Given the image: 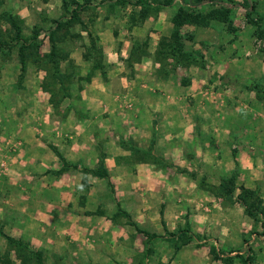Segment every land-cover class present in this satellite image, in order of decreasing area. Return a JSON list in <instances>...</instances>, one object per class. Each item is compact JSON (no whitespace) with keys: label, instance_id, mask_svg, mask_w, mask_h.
I'll return each mask as SVG.
<instances>
[{"label":"rangeland","instance_id":"obj_1","mask_svg":"<svg viewBox=\"0 0 264 264\" xmlns=\"http://www.w3.org/2000/svg\"><path fill=\"white\" fill-rule=\"evenodd\" d=\"M100 1L93 0V4H98ZM216 1L234 6L231 23L216 20L210 22L205 28L185 26L181 30L185 50L194 52L196 57H199L201 53L204 55V69L195 64L174 68L170 60L167 61L168 65H164L165 68L161 69L162 66L154 60L155 52L171 42L170 20L176 10L182 6L181 0H173L171 6L162 8L157 14L150 15L148 19L133 27H129L127 22L131 12L130 6H117L110 9L106 6L107 4H103L98 5L97 8L91 7L81 15L87 26L86 30L82 31L78 25L70 27V33L80 34V38L74 40L67 38L57 44L59 48L69 52V58L61 65V70H65L66 64L68 65L70 61L74 65L75 77L70 86L71 99L62 100L55 109L48 104L49 95L41 88V83L45 79L43 70L38 69L35 63L29 60L21 76L17 47L11 51L9 58L0 57V101L4 100L7 104L4 108L0 104V126L10 125L18 113V117L22 118L23 122L16 129H23L21 124L25 123L28 111L32 109V105L27 106L26 101L31 99L36 91L39 98L35 105L38 106L36 111L42 117L47 115L46 130L47 133H51L50 139L53 138L56 128L69 119H71L70 130L78 132L85 130L84 133L89 135L90 133L87 132L97 125V121L102 123L103 120L95 119V123L88 125L87 122H83L86 119L90 120L85 112H89L91 116L95 114V110L98 114L104 111L111 112L113 121H109L108 128L114 130L113 141L118 144L117 146L122 141L130 140L135 146L145 151H151L153 148V154L162 160L160 165L157 162L153 163L156 169L163 171L166 177H170L166 178L169 186L171 183L174 184L171 179L175 175L192 177L197 181L193 182L192 188L195 189L193 193L206 194L212 199L211 202L197 197V206L186 211L177 208L174 200L162 197L160 201H146L143 198L138 201L130 196L127 203L129 205L126 207L128 209L121 207L114 200H105L108 196L103 199L105 201L94 202L93 206L101 208L103 215L95 214L96 216L93 217H103L106 226L114 225L122 229L128 227L132 230L130 236L126 234L130 239L134 237L127 249L134 258L129 263L130 260L125 259L127 254L125 255V251L120 249L124 245L118 246L119 243H117L114 249L117 252L115 258L111 255L108 238L104 242L103 237H97L95 234H91L95 237H88L86 234L75 235L67 231L68 233L66 232L60 241L62 247L54 246L55 250L47 253L33 248L23 239L8 236V229L3 230L7 199L9 198L14 205L17 202L14 198L21 200V197L29 195L19 188L1 185L0 227L6 237L26 243L28 249L40 252L44 264H116L117 261L118 264L127 262L128 264H241L236 254L248 248L252 258L251 264H264V218L261 215L257 217V220L248 217L244 207L235 200L240 187L246 188L257 194L264 211V98L259 99L255 91H248V88L253 86L254 80L264 85V36L258 37L255 34L257 26L248 22L250 19L261 18L258 24L260 29L264 30V0H249L255 8L248 16L246 15L248 9L240 6L242 0ZM215 7L209 1H204L199 9L206 12ZM2 12H9L23 21L25 36L29 37L34 27L41 28L39 36L41 42L37 49H34L39 59H44L50 52V42L44 31L51 26L52 20L66 15L63 0L47 2L0 0V15ZM0 30L5 33V27L0 26ZM88 33L95 38V47L98 49L96 52L104 57L102 61L106 68L104 77L91 69L94 58L97 59L98 54L92 53L88 61L82 58V53L89 52L88 49H90L91 37L89 38ZM137 46L140 48L137 49ZM132 52H144V56L138 59L136 55L131 56ZM87 73H93L89 82L85 80ZM161 81L168 82L170 91L160 86ZM92 82L95 85L97 82L95 89L98 93L96 94L91 93L95 90L90 85ZM78 87L81 90H77ZM195 90L200 93L197 94ZM161 99L179 104V108L176 107L175 110L168 105H161L164 109L160 111L162 113L164 110L170 115L176 113L177 118L158 119L160 117L157 113L158 108L154 106L156 101ZM67 108L70 109L67 110ZM205 111L210 112L213 118L208 122L213 124V142L220 134L217 143L221 144L219 155L223 158L220 161L222 163L231 161L234 166V168L224 167L223 169L213 166L210 172L221 174V177H215V174L210 173L208 179L205 176L196 177L194 171H189L190 165H188L192 158L188 155L191 150L188 142V127L192 124V118L196 120L199 114ZM139 112L145 115V118H140V120L144 118L142 122L135 118ZM107 113H102V116ZM151 114L154 122L148 124ZM43 121H46L45 118ZM202 123L204 121H201ZM100 126L96 127L97 131L101 130L103 123ZM7 128L9 129V126ZM227 129L240 132L241 136L239 138L232 135L221 137ZM69 132L68 130L69 135L66 138L73 135ZM93 134L90 142L101 149L104 143L101 141L99 146L98 134ZM240 139L241 141H238ZM21 141L19 137L15 139L7 137L0 142V178L4 175L9 176L12 168L10 157L14 151L18 150L15 147ZM53 144L50 140L49 146H55ZM62 165L65 171L69 170V167L72 168L68 164L66 165L69 167L63 163ZM97 166L98 163L90 170L96 169ZM61 170L53 171V174L61 175L65 172L60 173ZM80 174L84 176H82L84 180L83 171ZM211 176L216 179H211ZM231 176L235 177L232 201L219 194V190L215 193L221 181ZM83 180L78 186L80 192L84 190ZM175 181H178V178ZM107 185L111 189L110 192L114 193L113 186L109 183ZM137 189L136 191L139 192V188ZM63 202L71 204L70 200L69 203L68 200ZM112 207L115 213L108 217L107 214ZM227 208V212L224 211ZM75 218L70 217L68 225L74 224ZM19 219L24 220L23 217ZM6 225L11 224L6 223ZM66 228H69L67 224ZM101 228L103 229L104 226L102 225ZM183 231L187 237H191V240L185 246L176 249L180 241L171 234L179 235ZM0 238L4 241L0 244V264H19L20 261L15 251L9 248L7 239L3 236ZM136 238L152 243L150 245L153 248L152 258L147 260L139 258L140 250L135 244ZM212 249L218 254V259L210 253ZM136 256L137 259H135ZM226 257L232 260L223 261Z\"/></svg>","mask_w":264,"mask_h":264},{"label":"crops","instance_id":"obj_2","mask_svg":"<svg viewBox=\"0 0 264 264\" xmlns=\"http://www.w3.org/2000/svg\"><path fill=\"white\" fill-rule=\"evenodd\" d=\"M194 69L192 71H194ZM161 82L160 86L164 88V90L170 91L171 87H168V82ZM90 85L95 89L97 82L96 85L94 82ZM92 92H95V94L98 93L96 89L92 90L91 93ZM195 92H197V94L200 93L196 90ZM38 100L39 98L36 91L32 94L31 99L26 101L27 106L32 105V109L30 108L28 111V118L25 123L21 124L23 125V129H16V127L23 122V119L18 117V113L12 119L13 121H11L10 125L0 126V142L7 139V137H12L14 139L19 137L22 140L18 144L19 146L17 145L15 147V149L18 150L14 151V154L10 157V165L12 167L10 169V174L9 176L4 175L0 178V186L16 187L25 194L27 192L29 195L27 197H21V200L13 197L14 200L17 201L14 205L9 198L7 199V213L5 214V227L3 230L8 229V236L23 239L29 242L33 248L47 253L48 251L53 252V250H55L53 248L54 246L58 248L62 247L60 241L67 231L75 235L86 234L88 237L93 236L91 234H95L97 237H103V240L102 238L99 239L104 242H106L108 238L107 242L111 245V255L115 258L117 252L114 251V249H116L117 243H119L118 246H120V244L124 245V247H120V249L125 251V255L127 254L125 259L130 260V263L134 258L131 257L132 254L127 249L130 247V243L134 238H129L132 234V230L128 227H123L124 229H122L114 225L106 226L103 220L104 218L101 217L103 211L100 210L101 208L93 206L94 202H100L108 196L105 200H114L115 203H118L121 207L128 209L126 207L129 205L127 203L130 200V196L138 199V201H140V199L142 200V198L146 201H160L162 197L163 199L174 200L175 205L177 208H180L181 211H186L187 209L192 210L193 207H196L197 197L203 201L211 202L212 199L210 196L206 194L203 195V193L201 195H195L193 193L195 190L192 188L193 182H197L194 178L185 175H175L171 179L174 181V184L171 183L169 186V182L166 178L169 179L170 177H166L163 171L156 169L154 163L134 160V156L132 157L129 150L117 146L118 144L113 141L115 139L114 130L108 128L110 126L109 121H113L111 112H99L100 110H98V112L101 113L98 114L95 110V116H91L87 111L85 112L90 120L86 119L87 121L84 120L83 122H87L88 125L95 123V119L103 120L102 123L104 126L100 131H97V126L99 125V127H101V121H97V125H94V128L87 132L90 133L89 135L84 133L85 130L79 132L70 130L71 124L69 122L71 119H69V121L66 120L65 123L56 128L55 134L53 135L52 133L53 138L50 139L49 135L51 133H47L46 130L47 115L42 117L41 114L36 111L38 106L35 105H37ZM155 100H157V98H155ZM0 104L3 108L7 105L4 100H1ZM161 105H168L172 107L173 110H175L176 107L179 108V104L176 102H167L164 99L156 101L154 108H158L157 113L159 114L158 116H160L158 119L174 120L178 117L176 113L170 115L169 112H164V110L163 116V112L161 113L160 111L164 108H162ZM102 113H107L104 115L105 119H103L104 116H102ZM144 116V114L139 112L135 115V118L140 120V118ZM151 116L152 114L149 116L148 124H151L152 121L154 122L153 116ZM44 118L46 121H43ZM144 118L140 121L142 122ZM210 119H213L210 112H202L196 120L192 118V124L188 127V142L191 147L188 155L189 158L192 157L188 163V165H190L189 171H194L198 178L205 176L208 179L211 174L214 175L215 173L210 172L213 166L219 167L220 169L224 167L234 168L231 161L226 163L220 161L223 158L219 155L221 144H217L220 134L218 135V139L213 142V124L208 123ZM201 121H204V123L201 124ZM7 126H9V129ZM146 127L147 125L144 126V129ZM104 128H107V130ZM68 130L73 135L75 134V136L70 135L69 138H66L69 135L67 133ZM95 133L98 134V141H100L99 146L101 141L104 143L101 149L98 145H95V143L90 142L92 134L95 135ZM226 135L237 136V138H239L241 133L227 129L226 132H223L221 137ZM241 139L238 141H241ZM50 140L53 141V145L55 146H49ZM60 157L64 159L66 164L72 166V168L65 164L70 168L69 170L61 175H58V173L53 174V171L57 172V170L62 169L63 165L60 161ZM100 157L103 159V166L108 172V177L103 178V180L88 174L85 175V179L83 180L84 176L80 174L81 171L84 169L90 170L96 166ZM227 160H229V158ZM239 164L241 163L239 162ZM215 175V177H221V174ZM174 178H178V181H175ZM211 179L216 178L213 176ZM81 180L85 183V185H82L84 186L82 192H80L78 188V186L82 184ZM108 183L113 186L114 193L110 192L111 189L107 185ZM137 188H139V192L136 191L138 190ZM171 189H173V191H171ZM66 200H68V203L70 200L71 204L63 202ZM72 202L77 203L73 204ZM169 208L170 207H168V209ZM225 210L227 212L228 208L224 209V211ZM114 213L115 209L112 207L107 216L111 217ZM95 214L101 216L93 217L96 216ZM20 217H23L24 220L21 221L19 219ZM70 217L76 218L74 224L68 225ZM6 223H10L11 225L8 226ZM66 224L69 227L68 229L66 228ZM102 225L104 228H101V230L100 227ZM141 231L143 232V230ZM121 241L122 243H120ZM3 242V239L0 238V244ZM135 242L140 250L138 253L140 259L147 260L152 258L153 248L150 246L152 245L151 242L143 241L142 238H136ZM137 258L136 256L135 259ZM116 264H118V261ZM126 264H128V262Z\"/></svg>","mask_w":264,"mask_h":264},{"label":"trees","instance_id":"obj_3","mask_svg":"<svg viewBox=\"0 0 264 264\" xmlns=\"http://www.w3.org/2000/svg\"><path fill=\"white\" fill-rule=\"evenodd\" d=\"M47 2L48 0H42ZM182 6H180L176 12L173 14L170 22L172 25L171 31V42L169 45L164 48H159L154 54V60L156 63H159L161 69L165 68L164 65H168V60L171 61L172 66L175 67H189L191 65H197L200 68L205 67L204 55L201 53L199 57H196L194 52H187L184 47L183 38L181 30L185 26H196V27H208L210 22L216 20H222L225 23H231V15L235 10L234 6H228L227 4H221L216 0H181ZM209 1L212 3L215 8H211L206 12H203L199 9V6L202 5V2ZM173 0H115L111 2L110 0H101L98 4H93V0H63V9L65 14L58 19L52 20L51 26L45 30L50 42V52L44 59H39L36 55L34 49L40 44L39 36L40 29L39 27H34L31 35L25 36L23 29V21L9 12H2L0 15V26L5 27L3 33L0 30V57L7 59L12 54V50L17 47V56L20 66L21 76L25 71V66L27 61L32 60L34 65L45 72V79L41 83V88L48 95V104L52 109L57 108V105H60V102L64 99H71L70 86L72 84V79L74 76V65L72 62L68 61L66 64L65 70H61V65L66 62L69 58V52L62 50L57 46V44L62 43L67 38L74 40L79 39L80 34L70 33V27L78 25L81 27L82 31L86 30V24L84 23L81 15L90 10L91 7L97 8L98 5L107 4L106 6L110 9L114 7H131V12L129 15V27L137 26L139 22H142L150 17V15L157 14L162 8L171 6ZM236 5V4H235ZM241 7L248 9L246 15L253 13L255 6L251 5L249 0H242ZM139 8V10H137ZM258 21H261V18L254 20L250 19L248 22L253 23L257 26L256 35L260 38L264 36V30L260 29ZM89 38L91 37L88 33ZM63 39V40H62ZM95 38H90L89 41V52L82 53V58L85 61H88L92 53L99 55L98 49L95 47ZM62 41V42H61ZM137 49L140 47L137 46ZM142 48V47H141ZM7 51V52H6ZM95 51V52H91ZM136 55L139 59L144 56V52H132L131 56ZM142 55V56H141ZM99 59V60H97ZM94 58V63L92 65V71H97L102 77L106 76L105 66L102 61L104 59L103 55L100 54L98 58ZM132 60V57H130ZM164 66V67H163ZM168 74V73H167ZM93 73H87L85 80L90 81ZM253 86L248 88V91H255L257 98H264V85L260 84L258 81L252 82ZM77 90H81L80 87ZM72 107V106H71ZM73 108V107H72ZM70 108H67V110ZM121 148L127 149L131 152L134 160L137 161H148V162H157L161 164V158H158L153 151L154 146H152L151 151H145L142 148L135 146L130 140H125L119 143ZM150 148V149H151ZM145 156V157H144ZM60 160L65 165V161L62 157ZM62 171H65L62 169ZM83 174H91L98 178H107L108 172L103 166V159L100 157L98 166L94 170L84 169L82 170ZM219 189L215 190V193H221L224 195L225 199L232 201L233 192L235 190V177L231 176L227 179H224L219 184ZM235 200L244 207L245 214L257 220L258 216L261 215L264 218V211L261 207V201L257 194L253 191H250L246 188L240 187V192L236 196ZM136 226V225H135ZM264 235V232H263ZM0 236H3L7 239L9 248L14 250L16 257L19 259V264H44L43 258L40 252H35L28 249V245L19 240H14L12 238L6 237L2 233V228L0 227ZM172 237H177V240L180 241V245L176 249H179L181 246H185L191 240V237H187L185 232H181L179 235H173ZM28 250V251H27ZM211 254H214L216 259H218V254L215 253V250H210ZM236 258L240 260L241 264H251L252 258L250 255V248L243 251L242 253H237ZM232 259L226 257L223 261L230 262Z\"/></svg>","mask_w":264,"mask_h":264}]
</instances>
